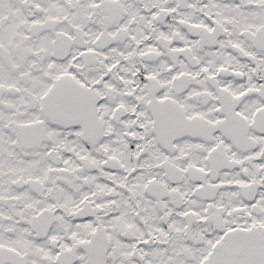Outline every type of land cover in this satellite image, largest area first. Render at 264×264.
<instances>
[{
	"label": "snow or ice",
	"instance_id": "obj_1",
	"mask_svg": "<svg viewBox=\"0 0 264 264\" xmlns=\"http://www.w3.org/2000/svg\"><path fill=\"white\" fill-rule=\"evenodd\" d=\"M0 264H264V0H0Z\"/></svg>",
	"mask_w": 264,
	"mask_h": 264
}]
</instances>
